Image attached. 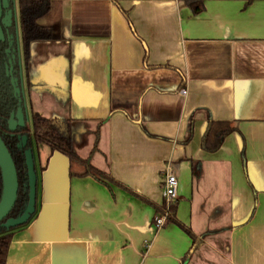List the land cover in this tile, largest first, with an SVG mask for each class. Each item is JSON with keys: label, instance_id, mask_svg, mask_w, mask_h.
Masks as SVG:
<instances>
[{"label": "crops", "instance_id": "1", "mask_svg": "<svg viewBox=\"0 0 264 264\" xmlns=\"http://www.w3.org/2000/svg\"><path fill=\"white\" fill-rule=\"evenodd\" d=\"M200 1L53 0L56 38L16 61L25 122L70 119L74 152L113 180L34 147L36 214L5 264H264V0ZM210 121L234 127L214 151ZM167 169L194 243L155 228Z\"/></svg>", "mask_w": 264, "mask_h": 264}, {"label": "trees", "instance_id": "2", "mask_svg": "<svg viewBox=\"0 0 264 264\" xmlns=\"http://www.w3.org/2000/svg\"><path fill=\"white\" fill-rule=\"evenodd\" d=\"M194 13L202 9L200 0H187ZM53 0H18L19 27L21 33V43L23 58L26 62L29 57V47L34 41L53 40L57 36L56 25L53 23H42L41 20L47 17L51 11ZM5 40H0V137L5 144L15 165L17 175V195L15 202L6 218H15L19 216L28 200L27 168L25 164L24 152L27 149L31 151L40 144L46 145L51 152L57 151L69 160L76 161L83 167L82 175H90L93 178L106 183L113 180L108 174L94 167L89 157H79L72 148V128L70 119L66 118H46L33 111L31 113V129L24 124L11 131L8 129L7 120L10 113L16 107V98L10 85L9 77L5 74L6 54ZM191 125V124H190ZM190 125L188 137H190ZM234 130V127L227 122L210 121L205 129L202 146L208 151L216 150L223 141L224 137ZM25 138V143L20 140ZM38 179L36 178V187ZM1 194V177H0ZM159 213L166 212V222H172L181 228L193 241H197V236L193 231L178 221L174 216V204L165 208L164 204L156 206ZM36 214V208L29 219L20 225L6 228L0 226V264H5L7 251L13 233L20 227L26 225ZM5 218V219H6ZM162 225V226H163ZM188 253L184 256L187 258Z\"/></svg>", "mask_w": 264, "mask_h": 264}, {"label": "water", "instance_id": "3", "mask_svg": "<svg viewBox=\"0 0 264 264\" xmlns=\"http://www.w3.org/2000/svg\"><path fill=\"white\" fill-rule=\"evenodd\" d=\"M0 7L5 10L1 18V24L8 27L11 23L12 11L9 8L8 0H0ZM10 49H6L9 53ZM13 55L7 59L5 66L6 75L9 77L10 85L13 90V95L16 97L19 94L17 86V78L13 75ZM20 100L18 99V102ZM24 125V116L21 108L18 107L16 111L10 113L8 119V129L13 131L17 127ZM21 144L25 143V138L21 139ZM25 164L27 168V185H28V200L23 208L22 213L15 218H6L10 212L17 195L18 183L14 162L9 154L5 144L0 137V177H1V194H0V226L9 228L25 223L30 215L35 210L36 197V175L34 170V163L32 159L31 150L27 149L24 152ZM6 218V219H5Z\"/></svg>", "mask_w": 264, "mask_h": 264}, {"label": "flooded vegetation", "instance_id": "4", "mask_svg": "<svg viewBox=\"0 0 264 264\" xmlns=\"http://www.w3.org/2000/svg\"><path fill=\"white\" fill-rule=\"evenodd\" d=\"M8 4H9V8L11 9L12 11V15H11V23L8 27H4L2 24V31H1V34H0V40H5L6 42V48L4 50L5 54H6V57L8 59V57L10 55H13V75L15 78H17V86L19 88V94L15 97L16 98V107L13 111H16V109L18 107L21 108V111L23 113V116H24V124H27L25 122V115H24V111H23V103H22V97H21V91H20V81H19V66L16 64V61H15V58H16V52H17V44L15 42V36H14V32L12 31L13 30V24H14V21L12 19V16H13V6H12V0H8ZM4 11L1 7H0V23H1V18L3 17V14H4ZM20 40H21V33H20ZM10 49V52L9 53H6V49ZM21 49H22V43H21ZM7 59H6V63H7ZM6 66V65H5ZM6 74V72H5ZM7 76V75H6ZM18 99L20 100L18 102ZM12 111V112H13ZM10 116V115H9ZM9 119V118H8ZM7 126H8V120H7ZM21 142V140H20ZM9 214V213H8ZM8 216V215H7ZM6 216V217H7Z\"/></svg>", "mask_w": 264, "mask_h": 264}, {"label": "built area", "instance_id": "5", "mask_svg": "<svg viewBox=\"0 0 264 264\" xmlns=\"http://www.w3.org/2000/svg\"><path fill=\"white\" fill-rule=\"evenodd\" d=\"M185 89L182 90V93H185ZM178 181L176 175L169 171L168 169L165 171L163 178H162V187H161V196L163 199V204L165 208L177 199L178 192ZM166 218V212L160 213L159 216H156L154 219L155 228H158L163 225Z\"/></svg>", "mask_w": 264, "mask_h": 264}, {"label": "rangeland", "instance_id": "6", "mask_svg": "<svg viewBox=\"0 0 264 264\" xmlns=\"http://www.w3.org/2000/svg\"><path fill=\"white\" fill-rule=\"evenodd\" d=\"M13 9H14V24H13V32H14V36H15V42L17 44V48L18 51L16 52V58L15 61H17L18 63L22 62V51H21V40H20V27H19V16H18V8H17V2L14 0V5H13ZM21 53V54H20ZM27 126L31 129V119L30 117L27 119ZM44 145V144H42ZM35 171L36 174H38V166L37 164L35 165ZM38 179V178H37ZM38 187V184H37Z\"/></svg>", "mask_w": 264, "mask_h": 264}]
</instances>
